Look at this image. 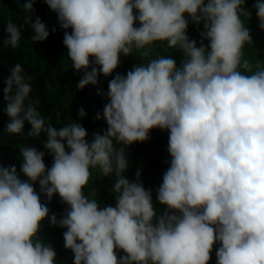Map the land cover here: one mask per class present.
<instances>
[{
	"label": "clouds",
	"instance_id": "9594fccd",
	"mask_svg": "<svg viewBox=\"0 0 264 264\" xmlns=\"http://www.w3.org/2000/svg\"><path fill=\"white\" fill-rule=\"evenodd\" d=\"M37 0H24L23 23L8 21L4 48H17L25 25L31 40L49 36ZM65 31L63 44L82 90L110 76L133 49L165 43L183 53L182 67L160 56L109 81L103 109L107 130L91 141L78 122L57 129L29 100L31 85L16 64L3 88L10 118L5 132L39 138L53 157L34 146L20 147L21 180L15 166L0 165V264H54L51 246L36 241L49 215L34 184L50 201L56 194L67 206L54 226L67 229L64 246L74 264H209L213 246L217 264H264V64L244 57L250 32L241 15L245 0H44ZM264 29V2L255 4ZM136 21L140 26L134 27ZM203 24L189 40V22ZM55 31V29H53ZM144 56L148 52L143 53ZM89 68L91 69L89 71ZM241 69L243 71H241ZM15 90V91H13ZM78 115L85 117L81 107ZM101 119L98 113L95 117ZM31 125L24 133L25 123ZM169 130L170 166L156 190L165 207L157 214L152 192L124 175V147L149 139L150 130ZM114 176L116 204L100 207L85 194L92 170ZM123 251L125 255L118 256Z\"/></svg>",
	"mask_w": 264,
	"mask_h": 264
},
{
	"label": "trees",
	"instance_id": "16d2710c",
	"mask_svg": "<svg viewBox=\"0 0 264 264\" xmlns=\"http://www.w3.org/2000/svg\"><path fill=\"white\" fill-rule=\"evenodd\" d=\"M24 0H0V46L6 39L7 33L4 31L9 20L20 25L23 23L25 15L22 4ZM264 2V0H260ZM257 0H245L243 9L249 13L247 17L241 15L245 28L251 36V43H246L244 47V57L252 63L259 61L264 64V29L260 28V20L257 16L255 4ZM35 11L33 19L39 16L47 25L49 31L48 38L43 42H33L31 40L32 31L28 25L22 31V38L17 48L0 47V165L4 167L15 166L17 174L21 180H27L21 171L22 157L20 147L34 146L38 151L45 153L44 163L50 168L53 157L43 147L46 140V133H42L39 138H27L24 134L15 135L5 132L10 118L6 114L7 101L4 99L3 88L5 81L10 75V70L20 64L22 74L31 85L32 91L29 100L38 101V111L45 118L46 123H51L59 129L72 121L80 123L88 132L87 139L92 140L94 132L103 134L107 130V123L103 119V109L109 102L107 92L108 84L117 74L126 75L134 66L147 63L150 59L160 56L172 58L176 62L177 68L182 67L184 59L183 53L176 49H169L165 43L154 42L146 49L137 50L129 56L121 54L120 63L110 76L99 75L97 85H88L84 89L77 88L82 72H76L72 68V62L67 56V48L63 44L64 32H71V29L64 30L60 27L58 17L55 12L50 10L44 0H37L33 5ZM136 21L134 27H139ZM55 29V31H53ZM203 24L196 25L189 22L187 36L189 40H195L197 47L203 40L207 47L209 41L201 36ZM147 51L148 55L143 53ZM91 69L89 68V71ZM241 71H243L241 69ZM15 91V90H13ZM83 107L86 112L85 117L80 118L79 109ZM100 114L101 119L95 117ZM31 125L25 123L24 133L30 131ZM169 130L154 128L150 130L149 139L144 142H134L131 145H117L124 147L125 156L129 161V167L124 173L130 182L136 181V173L140 172V181L146 190H151L153 205L157 214H162L165 207L160 205L156 199V190L162 183L163 174L170 166L171 157L168 153ZM114 176L103 177L98 169L92 170L89 184L85 187V194L92 198L95 191V198L100 207H115V193L111 191L114 185ZM36 192L40 195L41 202L49 208V215L40 222L39 230L36 234V241L44 246H51L56 256L54 264H74V254L64 246L63 233L67 230L51 224V216L56 215L59 220L66 214L67 206L60 200L58 194L54 195L49 201L46 195L40 191L39 182L34 185ZM221 245L214 244L211 252L209 264H217L216 250ZM118 256H123V251L117 252Z\"/></svg>",
	"mask_w": 264,
	"mask_h": 264
}]
</instances>
